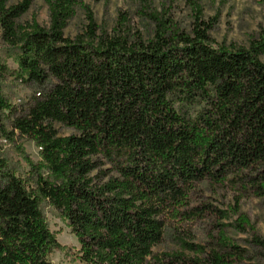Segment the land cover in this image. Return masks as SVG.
<instances>
[{"label": "trees", "instance_id": "16d2710c", "mask_svg": "<svg viewBox=\"0 0 264 264\" xmlns=\"http://www.w3.org/2000/svg\"><path fill=\"white\" fill-rule=\"evenodd\" d=\"M51 25L24 28L31 0H0V29L17 49L27 82L54 80L6 128L15 106L3 92L0 61V264H53L60 248L41 210L46 200L67 220L84 264H235L245 248L219 225L208 244L177 238L158 252L166 228L200 218L198 184L239 185L264 194V28L248 47L214 45L213 23L191 32L158 21L151 38L64 29L77 0H48ZM55 124L74 130L60 135ZM34 140L35 186L9 172L3 138ZM220 218L227 212L215 209ZM245 220L236 222L244 228ZM254 242L264 245L255 237Z\"/></svg>", "mask_w": 264, "mask_h": 264}, {"label": "rangeland", "instance_id": "374dc122", "mask_svg": "<svg viewBox=\"0 0 264 264\" xmlns=\"http://www.w3.org/2000/svg\"><path fill=\"white\" fill-rule=\"evenodd\" d=\"M20 2L22 0H9L10 5ZM86 8L94 16L98 34L123 33L133 37L139 33L148 39L153 36L158 21L164 22L172 30L191 32L197 16H200L205 23H213L208 32L212 44L248 47L251 38L264 28V0H77L64 29L66 36L75 38L86 33ZM18 23L24 28L38 24L48 29L51 25L48 0H31ZM17 52V49L5 43L0 29V61L7 66L2 79L3 92L16 108L15 113L4 114V123L9 131H12L13 119L25 114L28 107L54 85L53 79L42 84L24 81L16 63ZM55 127L60 135L74 132L62 124H55ZM2 144L9 172L34 187L36 174L31 164H38L42 160L39 145L18 131L13 138H3ZM192 206L210 207L202 217L179 223L176 229L173 225L168 226L158 252L177 250L178 237L208 244L218 235L219 225H225L226 236L247 252L235 264H264V245L253 240L257 237L264 242V194H257L252 188L244 190L239 185L202 182L192 194ZM40 207L61 245L51 255L52 263L84 264L76 260L79 243L68 221L48 201L42 200ZM215 209L227 212L228 217L220 218ZM242 220H245L244 231L236 227V222Z\"/></svg>", "mask_w": 264, "mask_h": 264}]
</instances>
